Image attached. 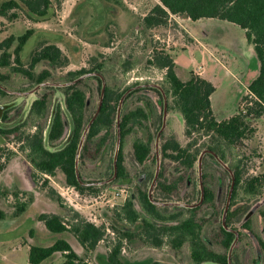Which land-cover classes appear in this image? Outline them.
Returning <instances> with one entry per match:
<instances>
[{"label":"rangeland","instance_id":"rangeland-1","mask_svg":"<svg viewBox=\"0 0 264 264\" xmlns=\"http://www.w3.org/2000/svg\"><path fill=\"white\" fill-rule=\"evenodd\" d=\"M5 1L9 0H0V5ZM50 1L51 15L44 21L32 20L21 4L20 8L10 11L7 17L0 16V42L10 36L17 37L27 30H32V35L20 52V64L13 62L12 55L11 66L0 68V75L3 77L0 85L9 91L6 96L0 98V130L12 129L20 123L25 118L31 103L43 94H48L50 112L57 104L63 108L64 95L59 89L64 86L50 84H65L83 76L69 77L68 73L71 72L91 70L102 65L105 83L115 87L116 90L121 91L143 84H156L162 87L165 71L158 70L150 64L154 56L159 53H166L172 57L175 73L181 81H187L192 71H203L204 77L215 87L210 101L211 110L217 120L229 117L239 108L251 106V99L246 89L247 79L250 77L249 72L253 73L258 69V61L253 46L245 37L244 30L238 26L218 19L188 20L185 26L188 34L192 36L191 46L189 45L192 42L191 38L180 26L183 24L182 17L171 18L164 27L144 28L142 17L157 3V0ZM12 14L16 16L13 19L10 18ZM43 44H55L68 59L63 67H55L47 62H40L34 67L35 76L46 73L47 77L43 83L49 84L47 86L52 89L36 85L33 80L15 70H28L31 55ZM16 45L15 41L8 50L9 53H13ZM207 49L215 52L219 63L211 60ZM128 68L130 70L126 71ZM77 82V88L86 95V116L89 117L95 111L98 102L97 82L90 76L75 83ZM36 87L38 88L35 92L28 93ZM134 90L129 91L126 94L128 96L124 97L121 111L142 107L147 119L126 136L122 151L124 179L115 177L112 181L105 182L113 175V158L117 149V137L115 140L113 136H108L100 149L96 150V146L92 145L89 152L92 158L86 161L78 158L77 172L82 181L92 187L82 193L67 186L60 171H57L53 177L35 172L24 155L17 150L18 133L0 134V210L11 217L17 205L28 204L25 211L18 216L16 229L0 233L1 257H10L13 248V243L5 244L4 239L11 240L18 235L26 238L25 234L28 230L37 225L38 213H55L62 216L65 221H70L73 216L72 211H75L96 226L105 227L103 240L94 250H86L70 233L56 234L55 238L68 239L77 255L89 263L110 264L108 254L120 242L119 260L122 264H189L186 245L175 252L166 245L154 248L148 242L137 238L128 239L122 233H137L139 228L125 227L114 219L115 210L123 205L127 197L133 198L135 207L139 209L135 202L137 189L148 194L156 171V136L162 126L163 100L156 92L158 90L156 88L143 87ZM5 113L7 120L3 122ZM249 126L254 130L253 134L239 142L236 151L245 170L244 176H264V113L259 118L249 121ZM69 131L70 123L64 140L67 139ZM162 133L165 134L166 139L174 137L183 146L187 143L183 120L177 113L167 112ZM101 136L103 134L94 138L95 143ZM136 138L151 139L150 156L143 164L137 163L134 159L132 142ZM159 140L160 136L157 141L158 157ZM160 162L159 157V165ZM164 162L165 176L168 179L166 184L171 185V180L179 175L180 170L176 163L168 159ZM204 169L213 176L208 186L214 187L215 209L221 214L228 195L227 177L221 175L212 162L204 164ZM194 170L195 180L198 163L195 164ZM100 182L104 183L100 184ZM191 184L190 182L179 185L177 191H174L176 196H172L175 200L169 202L161 201L163 198L161 192L153 193L155 183L151 188V195L157 198L159 203H174L172 205L178 207H182L181 204L192 205L195 203L178 201V199L184 201L196 199V191L192 190ZM49 189H53L61 197L65 208L59 207L49 194ZM35 198L40 205L39 208L36 205L37 209L33 205ZM169 205L171 204L165 206ZM230 211L234 213L231 225L240 233L232 246L231 264H264L263 249L254 237L258 236L264 244V189L262 195L252 200L240 196L230 207ZM201 218L205 219L203 238L207 245L215 252L227 253L228 256L231 246L226 252L215 244L218 243L215 233L218 222L213 217L212 211L205 208ZM46 240L50 239L36 237V242L40 245L50 242ZM62 262L63 258L56 256L44 264H62ZM8 264H29L27 251L21 250L20 254Z\"/></svg>","mask_w":264,"mask_h":264},{"label":"trees","instance_id":"trees-1","mask_svg":"<svg viewBox=\"0 0 264 264\" xmlns=\"http://www.w3.org/2000/svg\"><path fill=\"white\" fill-rule=\"evenodd\" d=\"M20 4L35 22L44 21L51 15L50 0H9L0 5V16L7 17L10 11L20 8ZM171 16L184 17L191 21L218 19L244 30L245 37L253 46L259 64L257 76L247 86L251 106H246L244 109L239 108L229 118L217 120L210 104V96L215 91L213 84L193 72L190 73L187 81H181L175 73L172 57L166 53L155 55L150 64L158 70L165 71L161 88L167 99V112L177 113L182 118L187 143L183 146L174 137L166 139L165 134L160 133L159 157L161 162L153 193L154 191L161 192L160 195L163 197L161 201L169 202L175 200L172 196H176L175 192L179 185L191 182L192 190L196 191V199L192 201L178 199V201L198 203L200 188L198 173L195 180L193 178L195 175L194 166L198 163L200 154L209 150L214 155L205 153L202 156L203 200L194 208L156 205L150 202L147 193L137 189L135 202L139 209L135 207L134 199L127 197L123 205L115 210L114 219L125 227L136 226L139 228L137 233H122L128 239L137 238L148 242L154 248L166 245L175 252L186 245L189 252V264H228L227 253L215 252L205 242L203 238L205 219L201 218V213L205 208L212 211L213 217L218 222L215 229L218 243L215 244L227 252L234 241V232H237L231 225L234 213L230 211V207L237 202L240 196L243 195L247 200H252L262 195L264 189V176H244L245 170L236 151L239 142L247 139L254 132L249 126V121L259 118L264 113V0H157V3L142 17L141 22L145 29L164 27ZM15 17L14 14L10 15L11 19ZM31 35L32 30H27L20 36H10L0 42V68L11 66L12 55L14 56L13 62L20 64V52ZM15 41L17 45L11 54L8 50ZM67 61V57L63 55L58 46L43 44L31 55L28 70H15L31 81L33 80L36 85H41L47 75L45 72L34 75L33 69L38 63L47 62L55 67H63ZM92 73L98 74L89 75L90 78L96 80L98 85L97 109L102 87L101 77L104 78L103 66L98 65L91 70L71 72L68 73V76ZM2 79L3 77L0 75V83ZM77 84L78 82L59 89L64 95L63 108L57 104L50 112L48 94L38 96L31 103L25 118L12 129L0 130V134L18 133L17 150L24 155L35 172L53 177L57 171H60L64 176L65 184L82 193L92 187L81 184L77 179L78 158L83 161L92 158L89 153L92 145L96 146V150L100 149L108 136H113L116 140L117 108L121 97L129 89L119 91L106 83L99 113L90 124L79 148L83 132L96 109L91 116H86V95L77 88ZM44 87L52 89L47 85ZM156 92L163 100L161 92L159 90ZM6 95L7 92L0 88V98ZM3 119V122L7 120L6 113ZM146 119L147 115L142 107L120 111L116 179L125 177L122 151L126 136L135 127L141 126ZM69 123L70 131L67 139L64 140ZM101 134L103 136L95 143L94 138ZM132 149L136 162L143 164L150 156L151 139H134ZM165 159L176 163L180 170L179 175L171 180V185L166 184L168 179L165 176ZM219 161L227 165L234 177V186L225 217L226 228L222 225L223 212L219 214L215 209L214 187L208 186L212 182L213 176L204 169V164L207 162L216 165L220 174L227 177L226 192L228 194L231 175ZM79 178L82 181L80 175ZM49 194L59 207L65 208L61 197L53 189H49ZM152 199L159 202L155 197ZM27 206V203L17 205L12 217H18ZM70 211L72 210L70 209ZM72 212L73 216L70 221H65L62 216L56 214H40L37 220L42 222L50 233H70L83 249L94 250L103 240L105 227L96 226L77 212ZM4 218L5 214L0 210V220ZM113 230L116 229L113 228ZM32 233L33 231L30 230L29 237L32 236ZM239 235L240 233H238ZM254 237L264 252V244L261 239L256 235ZM120 251L121 243L119 242L108 254L110 264H122L119 260ZM55 254L62 256V264H92L80 258L72 245L61 238L48 246L30 245L28 261L30 264H41Z\"/></svg>","mask_w":264,"mask_h":264},{"label":"water","instance_id":"water-1","mask_svg":"<svg viewBox=\"0 0 264 264\" xmlns=\"http://www.w3.org/2000/svg\"><path fill=\"white\" fill-rule=\"evenodd\" d=\"M89 75H98V74H96V73L87 74V75H83L82 77H80V78H78V79H76V80H74V81H71V82H68V83H65V84H50V85H53V86H67V85L73 84V83H75L77 80L82 79V78H84V77H87V76H89ZM100 77H101V76H100ZM101 79H102V87H101V91H100V99H99L98 107H97V109H96V111H95L93 117L91 118V120L89 121L88 125L86 126V128H85V130H84V132H83V135H82L81 140H80L79 148H80V146H81V144H82V142H83V140H84L85 134H86V132H87V130H88L90 124L93 122V120L95 119V117L98 115L99 110H100V106H101V104H102V100H103V95H104V90H105V85H106V83H105L103 77H101ZM45 85H49V84H47V83H42V84L39 85V86H45ZM39 86H38V87H39ZM38 87H36L35 89L29 91L28 93H33V92H35V90H36ZM143 87H152V88H156V89H158V90L161 92V94H162V96H163L162 126H161V129H160V131L158 132V134H157V136H156V171H155V174H154V178H153V181H152L151 187H150V189H149V191H148V198H149V200H150L151 203L156 204V205H168V204H171V205H172V204H174V203H167V204H166V203H159V202H156V201H154V200L152 199V195H151V188L153 187V184L155 183L156 178H157L158 173H159V157H158V152H157V141H158V138H159V136H160V133L162 132V130H163L164 127H165V123H166V115H167V99H166V96H165V94H164L162 88H161L160 86L156 85V84H148V85H147V84H143V85L134 86V87L130 88L128 91H126V92L124 93V95L121 97L120 102H119V105H118V108H117V149H116V152H115V154H114V158H113V175H112V177H111L108 181H105V182L112 181V180L116 177V175H117V163H116V160H117V151H118V141H119V137H120V136H119V119H120L121 104H122V102H123L124 97L126 96V94H127L129 91L134 90V89H137V88H143ZM0 88L3 89V90H5L6 92H9V91H7L6 89H4L1 85H0ZM21 94H26V93H21ZM78 151H79V150H78ZM205 153H209V154L214 155L211 151L207 150V151H203V152L200 154L199 158H198V173H199L200 200H199L198 203H195V204H192V205H184V204H181L180 206H182V207H185V208H194V207L198 206V205L202 202V200H203V184H202V181H201V159H202V156H203ZM219 163H220L221 165H223V167H225V168L227 169V171L230 172L229 168L226 167L225 164H223L221 161H219ZM230 175H231V184H230V187H229V191H228V195H227V200H226V204H225V207H224V210H223V215H222V225H223L224 228H226V226H225V217H226V213H227L228 208H229L230 197H231V193H232L233 186H234V177H233V174H232L231 172H230ZM77 179H78V181H79L81 184H83V185H90V184H87V183H83V182L80 180L78 173H77ZM101 183H104V182H100V184H101ZM178 205H179V204H178ZM234 234H235V238H234V241H233V243H232V245H231V247H230V249H229V252H228V259H227L228 264H231L230 253H231V250H232V246L235 244V242H236V240H237V238H238V233H237V232H234Z\"/></svg>","mask_w":264,"mask_h":264},{"label":"crops","instance_id":"crops-1","mask_svg":"<svg viewBox=\"0 0 264 264\" xmlns=\"http://www.w3.org/2000/svg\"><path fill=\"white\" fill-rule=\"evenodd\" d=\"M171 18H176V16H171ZM178 18H181V17H178ZM183 20H182V23L180 26L184 29L185 33L189 36V38H191V41H192V36L190 34H188L187 32V29H186V26H185V23L189 20L188 18H184L182 17ZM189 45H193V41L190 42ZM188 47V45H185V47ZM254 51V50H253ZM207 54L209 55V57L211 58V60L215 63H219L217 57L215 56V52L210 50V49H207ZM255 54V53H254ZM223 57H224V54L222 53L221 54ZM256 57V56H255ZM258 67H259V64H258ZM194 74L206 79L204 77V73L203 71H192ZM250 74V77L247 79V86L248 84L257 76V73H258V69L255 70L253 73L249 72ZM246 75V73H245ZM190 77V76H189ZM207 80V79H206ZM209 81V80H208ZM210 82V81H209ZM246 86V87H247ZM247 89V88H246ZM211 97V96H210ZM210 104H211V101H210ZM231 116V115H230ZM229 116V117H230ZM227 117V118H229ZM226 119V118H224ZM223 120V119H222ZM38 200L35 198V201L33 202V205L35 206L36 208V205H37V208L40 207V205L38 204ZM36 208V209H37ZM4 214H5V218L0 220V233H7V232H11V231H14L16 229V227L18 226V220H19V217H8L5 213V211H2ZM40 214H45V213H38L36 215V227L35 228H32L31 230L33 231L32 233V236L29 237V231L25 234L27 237L29 238H22L21 236H17L16 238H13L11 240H6L7 238L4 239V243L5 244H9V243H13V248H12V252L10 254V257H5V256H0V264H8V262H10L11 260L15 259L21 252V250H26L27 251V258H28V250H29V246L30 245H38V246H48V245H51L55 240L57 239H65V238H62V237H56L55 238V235L56 234H53V233H50L49 231H47L43 225L42 222L38 221L37 218ZM55 214V213H54ZM56 215H59V214H56ZM36 237L39 238V239H50V240H46V241H50L49 243H46V244H38L36 242ZM69 242L68 239H65ZM70 243V242H69ZM72 245V243H70ZM56 256H61L60 254H55L53 257H56ZM53 257H51L50 259H47L45 261H43L41 264H44V262H47L48 260H51L53 259ZM62 257V256H61ZM29 263V261H28ZM30 264V263H29Z\"/></svg>","mask_w":264,"mask_h":264}]
</instances>
